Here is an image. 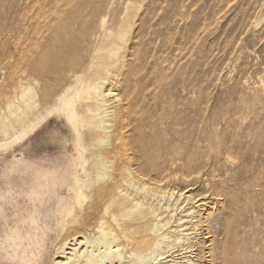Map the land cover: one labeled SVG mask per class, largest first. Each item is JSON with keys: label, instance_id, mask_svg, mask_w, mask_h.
Instances as JSON below:
<instances>
[{"label": "rangeland", "instance_id": "1", "mask_svg": "<svg viewBox=\"0 0 264 264\" xmlns=\"http://www.w3.org/2000/svg\"><path fill=\"white\" fill-rule=\"evenodd\" d=\"M79 8L86 20L78 18ZM126 17L135 20L121 103L108 145L97 149L108 169L87 175L86 164L78 168L83 193L113 185L126 169L136 185L188 192L190 204H170L175 213L167 227L189 206L206 202L195 209L206 222L173 234L186 238L184 246L192 242L185 246L190 263L264 264V0H0V127L7 126L0 128V264H54L72 233L65 204L76 184L65 163L75 153V132L60 115H47L54 96L39 98V110L23 105L20 84L35 94L43 82L59 84L54 94L72 86L81 96L74 70L64 76L48 71L41 79L32 74L34 66L46 70L58 59L84 56L101 26ZM8 98L17 103L13 114ZM87 121L81 118L77 133L89 162L100 134L89 133ZM128 192L155 203L135 187ZM102 218L105 232L120 233L111 210ZM147 223L150 231L153 223Z\"/></svg>", "mask_w": 264, "mask_h": 264}, {"label": "bare ground", "instance_id": "2", "mask_svg": "<svg viewBox=\"0 0 264 264\" xmlns=\"http://www.w3.org/2000/svg\"><path fill=\"white\" fill-rule=\"evenodd\" d=\"M128 4L130 6V3ZM76 13H78L79 19L83 17L81 8L77 9ZM134 18L135 17H133V19L126 17L118 19L106 29H104V25V28L101 26V32L95 36L93 42L94 47H86L84 50V56L75 55L69 60L58 59L59 62H56L54 66H51L46 70L40 64L37 67L34 66L32 74L41 79L46 78V73L48 71H56L60 69L63 72L61 75L64 76V72L74 70L72 74L77 78L74 87H77L82 92H80L81 96H79L78 92V95L76 94V96L72 90L73 88H71L73 93H70V87L72 86L66 88L63 87L54 94L55 88H58L59 84L50 85L47 82H43L41 91L35 94L31 87L20 84L18 99L23 105L38 108V106L41 105L39 98L44 100L54 96L56 98V104L51 106V110H48V112H50L47 115H60L63 117V120L66 121L64 123L71 125L73 128L72 131L74 130L73 132H75V138L73 141V149L75 153H72L73 155L71 154L66 163L64 161L66 164L65 168H71L76 184V188L72 192L73 196H71V199L65 204L66 218H70L68 219L67 224L71 227L70 230L72 233L68 235L67 240L65 239L66 241L64 240V244L61 245L56 256L57 260H55L54 264H192L190 263L191 259H189L191 256H189L190 253L187 249L188 247H185L188 245V239L184 241L187 243L184 246L185 243H181L182 239H184L183 236H174L173 234L176 232L177 228L185 232L188 227L194 228L199 226V223L206 222V220L203 221L202 218L198 219V215L195 213L197 212L196 207H202L201 209H203L207 204L206 202L200 203L202 201H196L195 203L200 204L189 206L184 211L185 215L175 220L174 224H171L168 228V216L171 215H169V213H172V215L175 213V207L171 208L170 204L174 202L175 206H177V203L180 201L190 204V194L187 195L188 192H186L184 194L179 193V195L175 194L176 192L169 193L162 190L158 191V188L154 190L153 188H148L149 185H147L148 187H145L144 185H136L129 169H126L122 173L121 178L113 182V185L106 188L89 186L87 194L83 193V184L80 183L81 178L79 179L77 174L79 170L78 168H81V170L84 171L86 164L87 168L91 169L88 172L85 170L87 175L98 173L100 170L103 174L106 173L108 169L106 160L102 156V152L97 149L108 145L111 138L110 132L113 126L112 121L118 116V109L121 103L118 95V88L120 85V77L126 68L127 52L130 44L128 34L134 28ZM82 20H86V18L84 17L81 21ZM103 22L105 23V20ZM82 36L84 38L86 36L84 30H82ZM62 79L63 77H61L60 81ZM79 97H81V102L79 101L80 104L77 106L76 102L80 99ZM13 103L9 98L6 100V109L9 113L14 109L15 104L13 105ZM34 113L37 114L38 112ZM86 116L88 117L86 130L92 134H100L92 145V148H96V151L91 153V159L89 162L88 160L85 161L80 154L83 153L81 152V150H83V145H81L80 133H77V124L81 121V118ZM27 119L30 121V118ZM31 125L33 124H30V126ZM36 126H38V122ZM0 128L5 131L7 126L1 125ZM24 132H27L26 127ZM62 165L64 166L63 163ZM103 176L108 177V175ZM162 178L166 179L165 177ZM132 187H135V190L139 195H142L145 198H151L155 203L147 205L143 202L141 203V200L137 201V198H133L130 194L131 192H128ZM84 200L88 201L86 202ZM83 201L86 202V205L84 206L81 204ZM161 203L168 205H165V208H163ZM77 205H79L78 210L74 211ZM183 206H185V204ZM168 209L170 210L168 211ZM183 209H185V207ZM110 210L111 214L116 218L115 228L120 231L117 235H112V233L110 235V233L105 232L103 225H101L100 222L102 216H105L107 211ZM171 217L172 216L169 218L171 219ZM205 219H207V217ZM124 220L131 221V223L129 225H124L122 223ZM147 222L153 223V227L150 229L151 233L156 236L153 241H150L147 236L148 232H150L146 226V224H148ZM63 223L65 222L63 221ZM65 227L67 226L65 225ZM179 229L178 231H180ZM130 233H133L134 236ZM151 236H149V238H152ZM205 239L207 240V238ZM116 240H119L124 244H122L125 246H122L124 249L120 247V245H115V242H117ZM190 242L191 241H189V244ZM202 244L203 243H201V246H203ZM133 245L139 251L140 249H146V251H140L142 253H137L136 250L127 251L128 248L126 249V247L130 246L131 248ZM191 247H193V244ZM210 248H207V250ZM196 255L197 254H195V256Z\"/></svg>", "mask_w": 264, "mask_h": 264}]
</instances>
